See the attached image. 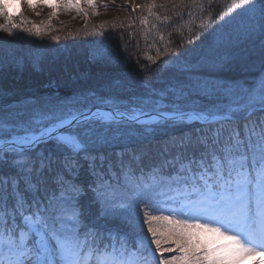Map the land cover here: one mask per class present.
Instances as JSON below:
<instances>
[{
	"label": "snow or ice",
	"instance_id": "6c2138e0",
	"mask_svg": "<svg viewBox=\"0 0 264 264\" xmlns=\"http://www.w3.org/2000/svg\"><path fill=\"white\" fill-rule=\"evenodd\" d=\"M257 3L264 10V0H232L229 11H248ZM7 7L0 0L5 21L0 32L11 36L20 25ZM193 93L212 102L191 104ZM177 100L187 103L173 101L167 112L156 101L151 107L156 116L143 107L129 109L111 97L85 93L0 104V264H242L249 257H264V79L258 96L237 85L192 80L182 85ZM141 115L149 120L142 121ZM152 121L198 127L195 135L165 146L164 159L153 165L149 177L142 171L135 176L145 158L143 149L113 153L116 160L99 151L121 141L125 130L130 133L134 125ZM81 161H87L94 177L88 187L98 205L96 219L119 214L130 232L105 236L85 216ZM165 169L167 179H157ZM106 175H114L116 183ZM176 185L191 191L187 203L173 207L167 192L156 190ZM126 190L135 191L122 195ZM140 205L144 209L137 232ZM144 226L150 241L142 235ZM166 252L178 255L165 258Z\"/></svg>",
	"mask_w": 264,
	"mask_h": 264
},
{
	"label": "trees",
	"instance_id": "16d2710c",
	"mask_svg": "<svg viewBox=\"0 0 264 264\" xmlns=\"http://www.w3.org/2000/svg\"><path fill=\"white\" fill-rule=\"evenodd\" d=\"M19 1L21 11L17 16L6 8L20 27L12 30L11 37L5 33L8 37L2 39L11 46L0 51L5 53L0 54V104L4 106L63 100L85 93L111 97L129 109L144 107L142 101L149 99L144 110L150 112L156 101L166 104V110L171 109L173 101L187 103L177 100V96L182 85L192 80L230 86L237 79L246 89L252 84L260 88V80L264 79V64L258 61H252L245 73L240 71L242 62L250 57L246 47L251 49L264 36V10L259 3L248 11H229L232 0H136L133 7L126 0ZM28 3L36 7L29 8ZM65 4L79 8H66ZM0 21L5 23L2 16ZM51 85L59 91L49 90ZM210 102L195 93L190 98L195 105ZM195 127L198 125H134L130 133L125 130L121 141L103 145L99 151L116 160L118 156L113 153L143 149L145 158L135 176L142 171L149 177L153 165L164 159L161 152L165 146L182 136L195 135ZM81 163L78 179L83 180L85 188L81 197L85 216L105 236L130 232L126 218L119 214L107 220L96 219L98 205L92 202L93 193L88 187L94 177L87 161ZM104 171L107 173V168ZM168 171L165 169L164 176L158 175L157 179L166 180ZM105 178L116 183L114 175ZM119 181L123 185L124 177L120 176ZM134 191L126 190L122 195L131 196ZM156 191L167 192L171 206L187 203L191 190L176 185L171 190L165 186ZM148 194L157 198L156 192ZM143 209L140 205L137 232ZM142 235L151 240L146 226ZM151 246L155 251V245ZM175 255L178 252L164 253L165 258Z\"/></svg>",
	"mask_w": 264,
	"mask_h": 264
},
{
	"label": "rangeland",
	"instance_id": "374dc122",
	"mask_svg": "<svg viewBox=\"0 0 264 264\" xmlns=\"http://www.w3.org/2000/svg\"><path fill=\"white\" fill-rule=\"evenodd\" d=\"M128 2H130V4H134V0H126ZM5 3L8 5V12L9 14L13 15V16H17L18 14H20L21 11V3L19 0H5ZM2 21H0L1 23ZM5 33L4 32H0V51L4 50V49H8L11 46H7L5 44V40H2L5 37H8L7 35L4 36ZM11 37V36H10ZM13 38V36H12ZM247 48V52L246 54H249L250 57L248 59V61H243L242 62V66L240 68L241 73H245L248 69H249V65L252 63V61H258V63L260 65L264 64V36L262 37V39L257 42L251 49L250 47H246ZM0 54H5V53H0ZM7 54V53H6ZM77 73V71H75ZM85 73V72H84ZM235 81V83L230 84L229 87L233 86V85H237L241 88H243V83L242 80H237V79H233ZM55 90L59 91V87H54ZM54 90V89H53ZM246 90L248 91V93L250 95H254V96H258L259 94V87L254 88V84L247 86ZM149 99H145L144 101H142V106H144L143 108L146 107V105L144 104L145 101H148ZM163 109H165L167 107L166 104H161ZM166 110V109H165ZM155 124H159L158 122L155 123H151L148 125H142V126H146V127H151ZM163 247H168V244L162 245ZM172 246V245H171ZM264 260V257L261 258V256H254V257H249L248 259L242 261V264H249V262H251L252 264H258L259 261ZM154 263V262H153Z\"/></svg>",
	"mask_w": 264,
	"mask_h": 264
},
{
	"label": "water",
	"instance_id": "95a60500",
	"mask_svg": "<svg viewBox=\"0 0 264 264\" xmlns=\"http://www.w3.org/2000/svg\"><path fill=\"white\" fill-rule=\"evenodd\" d=\"M149 115H151V116H156V114H149ZM140 119H141L142 121H148V120H149V117H148V116H143V115H141V116H140Z\"/></svg>",
	"mask_w": 264,
	"mask_h": 264
},
{
	"label": "bare ground",
	"instance_id": "6f19581e",
	"mask_svg": "<svg viewBox=\"0 0 264 264\" xmlns=\"http://www.w3.org/2000/svg\"><path fill=\"white\" fill-rule=\"evenodd\" d=\"M249 264H251V262H249Z\"/></svg>",
	"mask_w": 264,
	"mask_h": 264
}]
</instances>
